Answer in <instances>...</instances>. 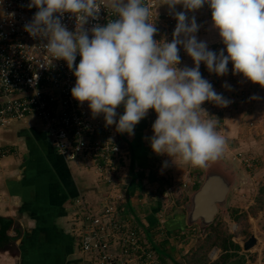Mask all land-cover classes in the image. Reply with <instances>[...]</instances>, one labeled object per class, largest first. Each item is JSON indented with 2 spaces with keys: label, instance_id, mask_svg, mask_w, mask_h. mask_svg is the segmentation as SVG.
<instances>
[{
  "label": "clouds",
  "instance_id": "obj_1",
  "mask_svg": "<svg viewBox=\"0 0 264 264\" xmlns=\"http://www.w3.org/2000/svg\"><path fill=\"white\" fill-rule=\"evenodd\" d=\"M159 5H167L177 21L170 42L154 39L158 28L146 0H28L26 6L37 11L23 28L47 41L43 48L52 60H64L73 70L71 96L88 102L94 116L103 114L107 126L115 124L118 132L134 135L152 109L157 114L149 138L152 151L173 163L179 159L205 167L222 156L226 140L216 120L202 118L207 112L201 105L212 101L226 107L231 101L202 77L200 65L223 76L231 62L234 75L264 87V0H160ZM177 5L183 10L177 11ZM204 5L225 45L219 52L198 40L200 25L187 15ZM102 6L117 18L94 25L90 37L83 25L98 19ZM65 13L75 17L74 31L62 22ZM181 46L193 67H177ZM120 105L124 111L117 119ZM167 166L166 160L162 167Z\"/></svg>",
  "mask_w": 264,
  "mask_h": 264
},
{
  "label": "crops",
  "instance_id": "obj_2",
  "mask_svg": "<svg viewBox=\"0 0 264 264\" xmlns=\"http://www.w3.org/2000/svg\"><path fill=\"white\" fill-rule=\"evenodd\" d=\"M158 6L159 11L165 10L166 5ZM196 35L213 51L225 48L212 18ZM183 52L180 68L193 67L191 57ZM205 67L201 63V75L213 84L211 75L202 71ZM118 107L124 110L123 105ZM153 111L149 109L135 126L134 135L120 133L115 127V141L126 158L127 209L151 242L157 264H264L261 240L257 239L256 248L248 253L241 249L238 238L232 237L240 250L229 248V258L223 260L226 253L219 246L196 238L201 225L189 223L185 208L203 182L201 168L179 159L173 163L166 154L152 151L149 138L157 118ZM117 113L118 119L119 110ZM0 150L6 153L0 158V264H85L73 235L71 205L81 197L91 204L101 198L104 187L94 172L82 162L69 163L58 155L35 120L0 128ZM166 160L168 166L162 167ZM169 191L183 197L174 203L177 212L161 219L159 199Z\"/></svg>",
  "mask_w": 264,
  "mask_h": 264
},
{
  "label": "built area",
  "instance_id": "obj_3",
  "mask_svg": "<svg viewBox=\"0 0 264 264\" xmlns=\"http://www.w3.org/2000/svg\"><path fill=\"white\" fill-rule=\"evenodd\" d=\"M159 1L146 0L152 7L150 19L158 28L154 39L170 42L177 21L167 5L159 11ZM27 3L3 0L0 4V128L13 122L37 121L58 155L69 163L82 162L104 187L95 204L81 197L71 205L73 235L85 264H157L151 242L127 209L123 180L126 158L115 141L116 126H107L103 114L94 116L88 102L81 104L71 96L76 79L73 70L64 60L50 58L43 48L46 40L24 31V24L37 11L29 9ZM176 10L183 9L176 6ZM187 15L196 17L199 34L205 21L211 19V9L204 5ZM116 18L111 9L102 6L99 18H89L83 28L91 37L94 25H105ZM62 22L70 31L77 25L70 13L64 14ZM179 55L182 62V46ZM80 58L77 54L76 64ZM5 155L0 150V158Z\"/></svg>",
  "mask_w": 264,
  "mask_h": 264
},
{
  "label": "rangeland",
  "instance_id": "obj_4",
  "mask_svg": "<svg viewBox=\"0 0 264 264\" xmlns=\"http://www.w3.org/2000/svg\"><path fill=\"white\" fill-rule=\"evenodd\" d=\"M205 73L211 75L214 89L231 103L225 107L205 101L201 105L207 112L202 113V118L217 121V130L226 144L222 156L205 167H199V173L203 181L211 172L223 174L231 189L226 207L215 219L216 226L201 228L196 238L200 242L205 238L206 243L214 245L219 239L235 237L241 242V249L251 235L264 243V87L259 84L250 86L248 82L251 81L242 74L234 75L232 67L223 76ZM117 110L119 115L123 114V109L118 107ZM182 170L185 172V167ZM181 196L183 194L169 191L159 199L161 219L177 212L175 204ZM262 246L264 249V244Z\"/></svg>",
  "mask_w": 264,
  "mask_h": 264
},
{
  "label": "water",
  "instance_id": "obj_5",
  "mask_svg": "<svg viewBox=\"0 0 264 264\" xmlns=\"http://www.w3.org/2000/svg\"><path fill=\"white\" fill-rule=\"evenodd\" d=\"M230 189L231 184L223 174L216 172L207 174L199 189L186 203L185 210L189 223L203 227L212 226L220 211L227 205ZM256 244L257 238L251 235L242 248L249 252Z\"/></svg>",
  "mask_w": 264,
  "mask_h": 264
},
{
  "label": "trees",
  "instance_id": "obj_6",
  "mask_svg": "<svg viewBox=\"0 0 264 264\" xmlns=\"http://www.w3.org/2000/svg\"><path fill=\"white\" fill-rule=\"evenodd\" d=\"M201 228L204 230L206 229V227H203L201 226ZM214 245H217L219 246V248L222 249L223 252H225V256L223 257V260L225 259H228L229 258V255H228V251H229V248L231 250H234V251H239L240 250V247L238 245H235L230 238H225V239H219L217 240Z\"/></svg>",
  "mask_w": 264,
  "mask_h": 264
}]
</instances>
